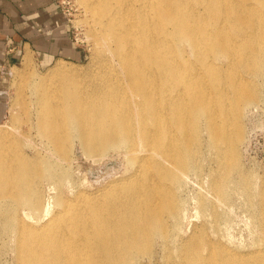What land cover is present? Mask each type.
<instances>
[{
	"label": "bare ground",
	"instance_id": "6f19581e",
	"mask_svg": "<svg viewBox=\"0 0 264 264\" xmlns=\"http://www.w3.org/2000/svg\"><path fill=\"white\" fill-rule=\"evenodd\" d=\"M77 2L89 15L102 76L81 88L76 69L61 60L37 74L35 130L60 159L75 138L88 154L123 145L138 164L94 192L46 197L41 181L51 189L68 183L67 167L26 153L17 134L0 136V235L7 234L12 264H139L157 240L165 264H264V244L213 246L204 229L181 237L176 228L184 207L178 189L200 164L202 137L215 165L208 172L215 199L196 197L198 211L215 216L237 188L264 227V184L252 192L240 165L236 108L258 99L236 66L264 75V0ZM220 57L231 63L217 66ZM32 60L25 52L21 67ZM227 101L231 108L220 107Z\"/></svg>",
	"mask_w": 264,
	"mask_h": 264
},
{
	"label": "rangeland",
	"instance_id": "374dc122",
	"mask_svg": "<svg viewBox=\"0 0 264 264\" xmlns=\"http://www.w3.org/2000/svg\"><path fill=\"white\" fill-rule=\"evenodd\" d=\"M61 3L62 14L79 50V56L73 60H60L65 66L76 69L78 72L76 80L79 81V87L85 88L87 80H94L102 76V73L96 68L97 57L90 37L89 15L77 0H61ZM32 59L29 67L22 68L21 59L18 58L12 65L3 69L4 78L0 86V136L6 139L9 134H17L26 153L39 152L67 167L69 171L68 183L56 182L55 185H52L54 189H51L46 179L41 181L44 196L60 193L69 197L76 191L94 192L113 179L130 175L138 164V153H126L123 145L107 148L102 153L95 151L88 154L74 138L68 158L60 159L52 154L53 150L47 146L44 139L35 130L34 99L36 95L31 88V81L37 74H45L56 61L51 65L41 66L34 57ZM230 63L228 59L224 60L221 57L215 60L217 66ZM236 71L241 81L254 86L258 92V99L247 105L240 102L236 107L242 111L239 121L242 124L243 139L238 147L239 162L252 182V192L256 193L264 184V75L251 74L241 65L236 66ZM48 85L54 86L55 84L51 82ZM189 95L194 96V92ZM243 99L245 100L244 96ZM20 100L28 104V109H24ZM220 107L231 108L229 101ZM217 109L221 108L217 107ZM195 125L197 126V123ZM203 140L204 137L201 140V150L199 153L197 152L196 157V161L200 162L198 168L190 170L184 175L183 184L178 189V194L184 201V207L176 226L177 234L185 237L189 233L204 229L213 246L236 247L244 251L263 247L264 227L262 222L253 218L252 215L257 209L246 203L244 195L239 189L229 188L228 200L224 203H217L215 216L211 211H198L196 197L204 196L215 199L208 181V172L215 165L211 158L212 154L205 147ZM48 206L52 210H60L63 207L62 205H53L51 202ZM167 213L169 211L165 210L162 217H168L165 216ZM214 222L217 223L216 230L211 227V225H215ZM157 242L154 245L155 251L151 259L141 256L138 260L139 264H165L164 257H161L159 240ZM172 251L176 252L173 249ZM0 264H12L8 237L5 233L0 235Z\"/></svg>",
	"mask_w": 264,
	"mask_h": 264
},
{
	"label": "crops",
	"instance_id": "0c3cea01",
	"mask_svg": "<svg viewBox=\"0 0 264 264\" xmlns=\"http://www.w3.org/2000/svg\"><path fill=\"white\" fill-rule=\"evenodd\" d=\"M25 52L41 66L78 58L58 0H0V86L3 69Z\"/></svg>",
	"mask_w": 264,
	"mask_h": 264
},
{
	"label": "built area",
	"instance_id": "2783aa9c",
	"mask_svg": "<svg viewBox=\"0 0 264 264\" xmlns=\"http://www.w3.org/2000/svg\"><path fill=\"white\" fill-rule=\"evenodd\" d=\"M58 3H59V5H60V7H61V10H62V12H63L61 0H58Z\"/></svg>",
	"mask_w": 264,
	"mask_h": 264
}]
</instances>
